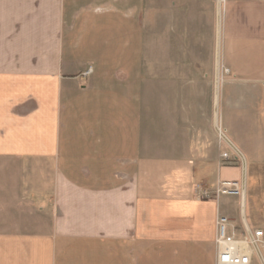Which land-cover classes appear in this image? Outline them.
Segmentation results:
<instances>
[{"label": "crops", "instance_id": "0c3cea01", "mask_svg": "<svg viewBox=\"0 0 264 264\" xmlns=\"http://www.w3.org/2000/svg\"><path fill=\"white\" fill-rule=\"evenodd\" d=\"M219 217L264 262V0H0V264H215Z\"/></svg>", "mask_w": 264, "mask_h": 264}, {"label": "built area", "instance_id": "2783aa9c", "mask_svg": "<svg viewBox=\"0 0 264 264\" xmlns=\"http://www.w3.org/2000/svg\"><path fill=\"white\" fill-rule=\"evenodd\" d=\"M223 158L228 159V155L223 154ZM215 195H242V184L239 182H219ZM208 197V194H205ZM263 237L262 231H247L246 237L241 240L235 239L233 228L227 218L219 217L217 220V238L215 241L217 247V257L215 264H261L255 251L258 248ZM253 256H257V263L253 262Z\"/></svg>", "mask_w": 264, "mask_h": 264}, {"label": "water", "instance_id": "95a60500", "mask_svg": "<svg viewBox=\"0 0 264 264\" xmlns=\"http://www.w3.org/2000/svg\"><path fill=\"white\" fill-rule=\"evenodd\" d=\"M218 25H219V11H218ZM216 68H217V74L218 75V54H217V61H216ZM217 90H218V87L216 85L215 87V101L217 103ZM215 122H217V120H215ZM215 129L217 131V133L220 135V137L228 144V146L233 150V152L241 159L242 161V218H243V221H244V215H243V209H244V181H245V163H244V160H243V157L242 155L240 154V152L224 137L223 134L220 133L218 127H217V123H215ZM246 227V225H245ZM246 230L248 231V228L246 227ZM255 251L260 259V262L261 264H264V262L262 261L261 259V255H260V252L258 250V248L255 246Z\"/></svg>", "mask_w": 264, "mask_h": 264}, {"label": "rangeland", "instance_id": "374dc122", "mask_svg": "<svg viewBox=\"0 0 264 264\" xmlns=\"http://www.w3.org/2000/svg\"><path fill=\"white\" fill-rule=\"evenodd\" d=\"M253 219L257 222L263 221L262 215L257 211H254V213H253Z\"/></svg>", "mask_w": 264, "mask_h": 264}]
</instances>
